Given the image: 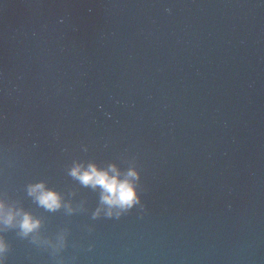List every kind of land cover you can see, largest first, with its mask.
<instances>
[{
    "label": "water",
    "instance_id": "95a60500",
    "mask_svg": "<svg viewBox=\"0 0 264 264\" xmlns=\"http://www.w3.org/2000/svg\"><path fill=\"white\" fill-rule=\"evenodd\" d=\"M77 163L141 203L95 216ZM0 198L42 221L5 264H264V0H0Z\"/></svg>",
    "mask_w": 264,
    "mask_h": 264
},
{
    "label": "clouds",
    "instance_id": "9594fccd",
    "mask_svg": "<svg viewBox=\"0 0 264 264\" xmlns=\"http://www.w3.org/2000/svg\"><path fill=\"white\" fill-rule=\"evenodd\" d=\"M69 174L86 187L90 186L92 189L99 187L101 206L97 208L95 216H99L103 211L108 217L119 218L141 203L135 183L139 180V174L134 169L121 172L114 164L102 169L95 163H89L87 166L77 163ZM28 193L46 210L56 211L65 207L60 193L47 188L44 182L30 184ZM41 224L42 221L30 212L11 207L3 198H0V232L9 227H18L22 236H28L37 232ZM7 251V240L0 235V264H5Z\"/></svg>",
    "mask_w": 264,
    "mask_h": 264
}]
</instances>
